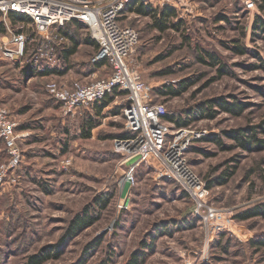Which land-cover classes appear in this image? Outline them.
Segmentation results:
<instances>
[{
	"label": "rangeland",
	"instance_id": "374dc122",
	"mask_svg": "<svg viewBox=\"0 0 264 264\" xmlns=\"http://www.w3.org/2000/svg\"><path fill=\"white\" fill-rule=\"evenodd\" d=\"M252 1L254 5L249 10L246 0H190L192 12L175 8L174 20L177 17L183 20L181 32L170 29L159 33L151 27L149 17L128 11L121 17V24L130 25L140 33L132 65L150 88L152 97L155 88L163 84L177 87L183 79L190 83L180 96H156L155 102L165 103L170 112L220 96L243 105L240 115L218 112L214 119L195 121L191 125L195 130L218 135L222 131L256 126V137L264 141V40L252 39L250 29L254 17L262 16V12L257 9L259 0ZM162 7L156 4L157 9ZM221 14L227 20L216 21ZM0 17V24L6 29L4 34L0 33V102L17 122L16 142L21 151L18 166L6 170L9 155L0 141V174L5 171L0 182V264H26L29 255L58 247L74 217L85 208L95 216L92 225L60 245L58 258L42 264H126L135 250L145 253L140 264H264V248L254 253L249 246L250 240L264 234V218L241 221L234 217L238 210L264 200V143L245 150L223 136L224 143L232 149L224 150L215 143L205 142L198 145L200 152L188 156L195 172L206 182L227 166H236L226 183L209 187L211 206L232 216L217 221L203 244L206 229L203 223L190 219L194 210L192 200L186 195L185 198L176 195L174 187L183 192L177 184L171 185V189L154 186V179L169 181L159 169L143 164L136 169V183H125L112 139H85L78 134L58 139L37 128L20 130L25 122L35 126L41 117L55 125L56 114L63 116L61 119L69 116L63 115L60 105L50 95L48 110L40 101L45 97L46 83L64 82L52 74H41L54 69L58 42L52 39L43 46L41 34L29 20L13 22L8 14ZM68 28L81 38L88 34L84 27ZM18 31H23L28 40L24 58L15 60L6 57L3 51L5 47L16 48L7 39L10 32ZM186 37L188 43L183 44ZM237 41L247 50L246 54L232 52L230 48ZM198 49L214 52L228 73L216 78L214 68L197 62ZM90 50L79 47L73 60ZM30 69L38 73L30 80L32 83L28 81ZM168 69L173 74L158 76ZM211 78L215 79L209 81ZM93 79L96 78L89 76L84 80L77 76L81 82ZM82 122L77 121L79 126ZM117 122L123 124L122 119ZM78 125L75 122L71 126ZM103 197H108V203L102 208L98 202ZM122 203L125 209L118 208ZM159 226L167 229L161 233ZM99 235H102L100 245L85 250Z\"/></svg>",
	"mask_w": 264,
	"mask_h": 264
},
{
	"label": "built area",
	"instance_id": "2783aa9c",
	"mask_svg": "<svg viewBox=\"0 0 264 264\" xmlns=\"http://www.w3.org/2000/svg\"><path fill=\"white\" fill-rule=\"evenodd\" d=\"M133 1L192 12L190 0H0V15L3 14V18L10 12L25 15L41 34L43 46L52 39H56L58 45L64 42L66 36L60 35L58 30L69 23L78 22L88 31L98 46L90 62L108 65L109 74L87 82H48L46 92L60 104L63 115H73L84 106L99 103L113 90L126 92L127 102L120 114L126 133L112 139L113 149L120 156L118 164L123 167L124 182L134 185L136 169L142 164L162 171L164 178L177 184L192 200V218L203 223L207 234L203 244H206L217 221L232 216L230 212L211 206L207 182L188 160L191 144L205 137L208 131L195 130L192 126L177 127L167 121L165 117L170 111L166 104L153 100L150 88L132 65L140 33L120 22ZM253 5L252 0H246V8L251 10ZM7 40L16 48L5 47L3 54L16 60L24 58L27 35L23 31L10 32ZM16 128L17 122L0 102V139L9 155L6 170L17 167L21 161ZM135 157L137 159L127 166L126 162ZM4 174L5 171L0 174V182ZM117 206L125 209L123 203Z\"/></svg>",
	"mask_w": 264,
	"mask_h": 264
},
{
	"label": "trees",
	"instance_id": "16d2710c",
	"mask_svg": "<svg viewBox=\"0 0 264 264\" xmlns=\"http://www.w3.org/2000/svg\"><path fill=\"white\" fill-rule=\"evenodd\" d=\"M258 11H261L262 16L257 14L253 22L251 24V37L253 38H258V39H263L264 40V0H259L258 5H257ZM125 11H128L130 13H134L136 15L140 16H147L152 20V25L151 27L153 29H156L159 33H163L167 30L173 29L176 31H182L183 27V20L177 17V12L176 9L170 6H164L162 8L157 9L156 7H153L151 5L144 4L140 1H133L128 4L127 8ZM9 17H11V20L13 22L16 21H21V22H29L28 18H26L25 15L21 13H16V12H10ZM219 22L220 19L227 20L226 17L219 15L216 18ZM68 27H74L75 29H81L83 26L78 23V22H72L66 25V27L60 28V31L62 32V35L66 36L68 39L71 40V47L68 49L64 50V53L62 54V47L60 49L59 54L65 56L67 58L71 54H73L76 51V46L80 43L83 42L84 44L86 43L91 44V45H97L96 42L90 37L89 33L81 39V37L76 36V34L73 31H68ZM67 28V29H66ZM6 32V29L3 24H0V33L4 34ZM187 41L188 43V38L183 39V44L184 42ZM230 48L234 54L237 55H243L246 54L247 50L243 48V46L238 43V41ZM59 51V48H58ZM95 54V52L93 53ZM259 59H262L261 56L257 53H254ZM91 56V54H90ZM93 56V55H92ZM158 59L163 58V56H157ZM197 62L206 65L210 68H214L216 70V78L225 75L228 73V68H226V65L218 58V56L214 52H210L207 50L203 49H198L197 50ZM90 62V57L88 60ZM101 64V63H100ZM99 64V65H100ZM91 65L95 66L98 64H92ZM263 66V64H262ZM264 67V66H263ZM31 72L32 69H30ZM53 71V70H52ZM173 70H165L164 72H160L158 76L160 75H165V74H173ZM42 75H47L49 74L48 70H44L41 72ZM215 78H211L209 81H213ZM190 86L189 81H186V79H183L182 81H179V86H174L172 84H163L162 86H158L155 88V92L152 93L153 95L156 96H163L164 98H171V97H176L180 96L188 87ZM126 92H120L118 90H113L110 94H107L103 100L101 101L102 103L106 102L109 98L112 100L114 96H118L120 94H124ZM153 97V99H154ZM158 98V97H156ZM99 102V103H101ZM95 103V104H99ZM243 111V105L238 103V102H229L226 99H224L222 96L213 98V99H207L204 101H199V102H193L188 106H185L180 109L173 110L170 112L165 119L169 122L174 123L175 126L177 127H186V126H191L195 121L199 119H214L216 117V114L218 112H227L231 113L234 115H240ZM84 121V120H83ZM96 122L93 120H85V123L83 122V137H88L89 130L92 126L95 125ZM87 125V126H86ZM87 129H86V127ZM257 127L256 126H250L246 128H241V129H236L230 132L222 131L218 135L212 134L203 137L202 139L198 141H194L191 144L190 147V152L194 154L195 152H200V148L198 147L199 144L204 143V142H209V143H215L219 148L227 150V149H232L230 145H227L224 143L223 136L224 137H229L231 138L235 145L248 150V149H253V147L257 146L260 147L262 146L261 143H264L263 140H260L259 138L256 137L257 135ZM2 142V140L0 139ZM257 144V145H255ZM204 154L205 151H202ZM189 160V159H188ZM191 164L192 161L189 160ZM235 165L233 164L232 166H227L217 177L214 179H209L207 181L208 187L213 186L214 184L216 185H222L226 183L230 177L234 174L235 172ZM184 193V192H183ZM185 194V193H184ZM109 197V196H108ZM108 197L102 198L101 202L99 203L100 207H105L108 203ZM239 212L235 213V219L237 220H249L251 218L255 217H263L264 218V200H261L257 203H252L246 207H244L241 210H238ZM95 221V216L89 214V209L85 208L82 211L81 215H76L74 219L72 220V223L70 226L66 229V232L63 234V236L59 239L58 247L62 244L67 239H70L72 236H74L78 231H80L83 228H86ZM161 233L165 232L163 231L164 227H160ZM163 229V230H162ZM102 240V235H99L98 237L94 238L93 241H91L89 244H87L85 250H91L92 248L94 249L95 247L99 246ZM149 246V245H148ZM249 246L253 248L255 251L254 253H258L259 251H262L264 248V234L256 239H252L249 241ZM57 246H52V248H47L41 251V253L37 254H31L28 256L26 264H42L44 261L48 259H56L60 255V249L55 248ZM145 253L141 250H135L134 252L131 253L129 260L126 264H140L143 261ZM100 264H105L100 263Z\"/></svg>",
	"mask_w": 264,
	"mask_h": 264
},
{
	"label": "crops",
	"instance_id": "0c3cea01",
	"mask_svg": "<svg viewBox=\"0 0 264 264\" xmlns=\"http://www.w3.org/2000/svg\"><path fill=\"white\" fill-rule=\"evenodd\" d=\"M81 39H83V38H81ZM81 46L89 47L91 49L90 52L89 51H88V53L85 52V54L81 53L80 58L73 60V55L77 52V49ZM61 47H62V54H63L65 49H68L69 47H71V40L66 37L64 42H62L61 44L58 45L59 52H60ZM97 48H98L97 45H95V46L91 45V44L87 45L86 43L84 44L83 42H80L76 46V51L73 54H71L70 56H68L67 58H65V56L62 57V55H60V54H57V58H58L57 63L54 66L53 71L48 70L49 74H47V75L52 74L56 77H60L62 80H64L65 83H68V84L75 82V81H79V80H77V76H80L81 79L85 80V79H88L89 76L99 78L100 76L104 77V76L108 75L109 69H110L108 67V65H105V64L99 65L98 64V65L93 66V65H91V63L88 62L89 57L94 55L93 53L96 52ZM56 51H58V50L56 49ZM90 54H91V56H90ZM32 71L33 72H31V76L28 77V81L33 79V77L36 74H38V73H35L36 71H34V70H32ZM29 73L30 72H28V74ZM17 82H18V80H17ZM79 82H81V81H79ZM30 83H32V81H30ZM16 88H18V87H14L13 89H16ZM44 96L45 97H43V98L45 100L40 99L41 106L45 110L46 109L48 110L50 108L49 106H51L50 105L51 102H49V100L51 101V98H50L49 94L46 93V91H45ZM126 97H127V94L124 93V94H120L118 96H114L112 98V100L109 98L104 103L101 102L99 104H92V105L84 106L83 108L78 110L75 114L66 116L65 119H61V117L63 118V116L60 117L58 114H56L55 125L49 124V120L45 117H41L35 126L32 124H29V122H25V124L22 122L23 125L20 126V130H28V129H33V128L36 129L37 128L39 131L43 130L44 132H48L49 135H53L54 137H58V139H60L61 136L71 137L73 134H76V135L78 134V137L81 136L82 138H85V139H87V138L113 139L114 137L123 136V134L126 133L124 130L123 124H120L117 121H118V119H120L122 106H124L125 103L127 102ZM52 101L55 102L56 104H59L56 100H52ZM79 120H84L83 121L84 123H85V120L86 121L93 120L94 122H96L95 125L90 128L89 133H88V137H83V122L79 126L77 123V121H79ZM75 122L78 126L72 127L71 125ZM68 126H70L69 129L67 128ZM45 128H47L48 131H45ZM62 128H63V130H62ZM72 128L76 129V131L74 129L72 130ZM86 129H87V127H86ZM51 130L54 131L53 132L54 134H50ZM67 130H69V131H67ZM211 132L212 131H208L207 135L211 134ZM206 143H209V142H206ZM201 144H203V143H201ZM191 154L192 153L189 152V155H191ZM152 182H154V186H166V187H168V189L169 188L171 189V185L174 184V183H169L170 181L167 182V180L162 179V178L159 180L154 179V180H152ZM174 189H175L176 195L178 193L179 197L181 195L182 198H185V194L183 192H180L176 187H174ZM190 219H193V218H190ZM188 223L191 224L192 222L189 221Z\"/></svg>",
	"mask_w": 264,
	"mask_h": 264
},
{
	"label": "water",
	"instance_id": "95a60500",
	"mask_svg": "<svg viewBox=\"0 0 264 264\" xmlns=\"http://www.w3.org/2000/svg\"><path fill=\"white\" fill-rule=\"evenodd\" d=\"M136 159L137 157L130 159L129 161L126 162V165L127 166L131 165Z\"/></svg>",
	"mask_w": 264,
	"mask_h": 264
}]
</instances>
